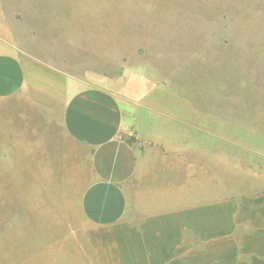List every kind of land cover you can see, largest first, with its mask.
<instances>
[{
	"label": "rangeland",
	"instance_id": "374dc122",
	"mask_svg": "<svg viewBox=\"0 0 264 264\" xmlns=\"http://www.w3.org/2000/svg\"><path fill=\"white\" fill-rule=\"evenodd\" d=\"M0 41L28 65L21 94L143 73L158 130L196 125L198 176L264 191V0H0ZM16 105L0 100V264H98L80 207L87 153L51 124L24 129Z\"/></svg>",
	"mask_w": 264,
	"mask_h": 264
},
{
	"label": "crops",
	"instance_id": "0c3cea01",
	"mask_svg": "<svg viewBox=\"0 0 264 264\" xmlns=\"http://www.w3.org/2000/svg\"><path fill=\"white\" fill-rule=\"evenodd\" d=\"M149 81L87 72L61 93L21 94L28 65L0 41V100L16 102L24 129L52 125L87 153L80 207L98 264H264V191L230 195L198 176L209 162L196 125L176 138L159 131Z\"/></svg>",
	"mask_w": 264,
	"mask_h": 264
}]
</instances>
